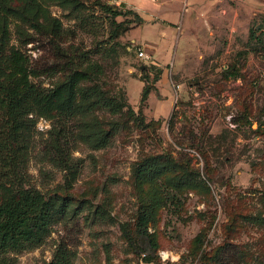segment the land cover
Here are the masks:
<instances>
[{"label":"rangeland","instance_id":"obj_1","mask_svg":"<svg viewBox=\"0 0 264 264\" xmlns=\"http://www.w3.org/2000/svg\"><path fill=\"white\" fill-rule=\"evenodd\" d=\"M153 1L159 12L142 0L56 1L47 19L11 23L38 85L86 74L74 113L30 114L27 147L15 162L0 158V182L61 205L41 243L8 252L13 264H264V53L248 39L264 5L191 0L167 25L164 10L181 0ZM149 160L157 169L139 173ZM142 206L151 262L134 251Z\"/></svg>","mask_w":264,"mask_h":264},{"label":"trees","instance_id":"obj_2","mask_svg":"<svg viewBox=\"0 0 264 264\" xmlns=\"http://www.w3.org/2000/svg\"><path fill=\"white\" fill-rule=\"evenodd\" d=\"M56 1L65 5L71 0H0V158L4 162L17 161L20 152L27 147L25 130L34 120L30 114L53 118L60 114L70 115L76 109V85L86 74L76 70L50 87L38 85L31 79L37 71L29 55L11 43L12 22L32 23L40 18L47 19L49 6ZM107 11L113 16L132 14L133 18L127 21L143 20L132 8L122 11L109 6ZM52 21V32L57 34L60 22L57 18ZM16 27L23 30L20 25ZM248 39L259 41L264 53V11L252 16ZM148 66L154 67L155 64L151 62ZM154 169H157V162L149 160L140 164L137 171L148 174ZM0 191V264H13L8 252L41 243L61 205L54 196H47L37 188L23 186L19 182H0ZM151 215V208L142 206L134 228L138 239V244L134 243V251L145 262L153 261L156 248V242L148 232Z\"/></svg>","mask_w":264,"mask_h":264},{"label":"crops","instance_id":"obj_3","mask_svg":"<svg viewBox=\"0 0 264 264\" xmlns=\"http://www.w3.org/2000/svg\"><path fill=\"white\" fill-rule=\"evenodd\" d=\"M122 2H127V3H134L133 0H121ZM138 2H141V0H137ZM145 1L144 3V7L141 8H150L152 9V11L154 12H159V9L162 6V1L160 2H155L153 0H142ZM250 1H254L257 3H261L262 5H264V0H250ZM182 4L175 9L172 13H167L170 10H164L165 14H162L163 17H165L164 19H166V24L168 25L169 23H173L175 21H177L178 19H184V17L187 15L185 13H187V11L192 10V6L195 4V2L197 1H189V0H181ZM264 7V6H263ZM137 9V8H136ZM167 11V12H166ZM141 17L143 18V21L146 20V17L143 16L142 14H140ZM164 33V31H163ZM148 47H150L153 51L154 48L150 45H147Z\"/></svg>","mask_w":264,"mask_h":264},{"label":"built area","instance_id":"obj_4","mask_svg":"<svg viewBox=\"0 0 264 264\" xmlns=\"http://www.w3.org/2000/svg\"><path fill=\"white\" fill-rule=\"evenodd\" d=\"M137 50H138L137 54H138L140 57H142L143 59H145V60H149V59H151V58H150V57H151V54H150L149 52L145 51L143 48L138 47ZM151 61H152L153 63H155V61H153V60H151Z\"/></svg>","mask_w":264,"mask_h":264}]
</instances>
